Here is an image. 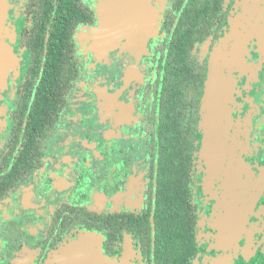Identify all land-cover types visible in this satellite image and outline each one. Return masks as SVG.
<instances>
[{
	"label": "flooded vegetation",
	"instance_id": "af4514ba",
	"mask_svg": "<svg viewBox=\"0 0 264 264\" xmlns=\"http://www.w3.org/2000/svg\"><path fill=\"white\" fill-rule=\"evenodd\" d=\"M106 2L8 0L0 264H264V0Z\"/></svg>",
	"mask_w": 264,
	"mask_h": 264
},
{
	"label": "water",
	"instance_id": "95a60500",
	"mask_svg": "<svg viewBox=\"0 0 264 264\" xmlns=\"http://www.w3.org/2000/svg\"><path fill=\"white\" fill-rule=\"evenodd\" d=\"M106 8L102 10L101 27L99 38L101 40V53L108 54L109 47L115 41L126 40L139 41L141 48L142 38L144 39L147 29L139 28L138 32L130 34L128 26L135 21L147 24L150 16L146 15L147 0H106ZM116 6V11L111 9ZM8 15V0H0V33ZM143 32V33H142ZM137 34V35H135ZM82 254L84 264H93L96 257L93 237L86 236L82 242L76 246Z\"/></svg>",
	"mask_w": 264,
	"mask_h": 264
}]
</instances>
